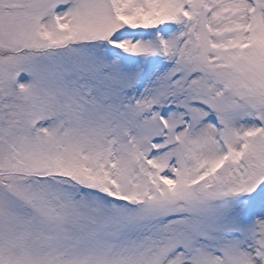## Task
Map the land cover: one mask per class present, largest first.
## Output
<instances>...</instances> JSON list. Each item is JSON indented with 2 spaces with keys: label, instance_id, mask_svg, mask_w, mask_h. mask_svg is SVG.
I'll list each match as a JSON object with an SVG mask.
<instances>
[{
  "label": "snow or ice",
  "instance_id": "1",
  "mask_svg": "<svg viewBox=\"0 0 264 264\" xmlns=\"http://www.w3.org/2000/svg\"><path fill=\"white\" fill-rule=\"evenodd\" d=\"M0 264H264V0H0Z\"/></svg>",
  "mask_w": 264,
  "mask_h": 264
}]
</instances>
